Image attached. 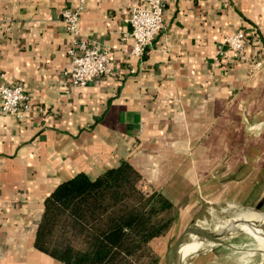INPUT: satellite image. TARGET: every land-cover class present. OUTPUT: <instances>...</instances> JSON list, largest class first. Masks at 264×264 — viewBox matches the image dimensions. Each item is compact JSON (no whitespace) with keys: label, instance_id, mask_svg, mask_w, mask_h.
Returning <instances> with one entry per match:
<instances>
[{"label":"crops","instance_id":"0c3cea01","mask_svg":"<svg viewBox=\"0 0 264 264\" xmlns=\"http://www.w3.org/2000/svg\"><path fill=\"white\" fill-rule=\"evenodd\" d=\"M81 2L0 0V82L32 96L24 117L0 111V264H66L34 233L47 194L80 170L129 159L176 210H226L264 193V64L251 61L264 59V0H166L165 27L142 56L128 18L145 0H85L76 35L107 52L110 72L65 88L73 33L63 11ZM239 29L249 58L236 61L225 37ZM251 254L225 242L191 264Z\"/></svg>","mask_w":264,"mask_h":264},{"label":"trees","instance_id":"16d2710c","mask_svg":"<svg viewBox=\"0 0 264 264\" xmlns=\"http://www.w3.org/2000/svg\"><path fill=\"white\" fill-rule=\"evenodd\" d=\"M175 207L129 159L95 176L80 170L45 197L34 245L66 264H158L151 243Z\"/></svg>","mask_w":264,"mask_h":264},{"label":"built area","instance_id":"2783aa9c","mask_svg":"<svg viewBox=\"0 0 264 264\" xmlns=\"http://www.w3.org/2000/svg\"><path fill=\"white\" fill-rule=\"evenodd\" d=\"M85 5L82 0L77 9L66 8L63 19L68 30L73 33L72 43L68 48L70 62L63 69L65 78L64 87L84 86L97 77L110 72L109 58L106 51L101 50L96 43L86 37H80L79 23L81 11ZM166 0H145L144 5L132 8L128 18L131 26L130 36L134 39L133 52L142 56L151 45L159 32L165 27L164 12ZM255 41L261 42V35L255 32ZM248 36L244 29H239L225 37L229 52L234 60H243L248 57L246 45ZM253 68L261 67L264 59L252 57ZM32 107V96L22 83H13L6 80L0 82V111L5 114L24 117Z\"/></svg>","mask_w":264,"mask_h":264},{"label":"rangeland","instance_id":"374dc122","mask_svg":"<svg viewBox=\"0 0 264 264\" xmlns=\"http://www.w3.org/2000/svg\"><path fill=\"white\" fill-rule=\"evenodd\" d=\"M264 193H260V195H258V197L256 199H253L252 201L246 203L245 205H239L236 208H227L226 210H221L220 208L218 210H212L210 211L205 204H201L200 206H197L195 208L192 209H186V208H182L180 207V209H175L174 213L177 215L176 220L174 221L173 225L171 226V228L167 231V233H165L163 236H160L159 238L155 239L151 244L153 249H155V253H157L158 257H161L162 254L165 252L168 244L170 243V241L172 240V238L178 233L179 230H181L185 225H187L191 220L193 219H204L206 214L209 213H213L216 214L218 216H222L225 218H231V217H240L243 216L246 218L247 221H258L260 218V215L263 214L264 215V203L263 205L259 208L256 209L255 206L257 205V203L260 201V199L263 197ZM206 221V220H205ZM209 222V221H207ZM210 222H214V221H210ZM243 231V230H241ZM248 232V231H246ZM252 234H255L258 238H259V242L255 241V240H247L243 241V240H239V239H229V238H225L223 242H233L235 243V245H238L240 247L246 248L247 250H249V252H251V256L249 257V255L245 258L246 259V264L249 262L250 264H263V244H262V236H264V232H249ZM198 235L192 233V228L188 229L184 235L183 241H185L183 243V245H181V247L176 250L177 251V255H181L182 249L184 248V246L186 245V241L189 239H194L196 238ZM188 240V241H189ZM207 247H209L208 243H204L201 247V249H206ZM200 249V250H201ZM176 251L174 252V254H176ZM173 259H174V255L171 256V258L168 259V261L166 262V260L164 259L163 263L164 264H174L173 263ZM183 263V259L179 258L177 264H182ZM189 264H191V260L189 262Z\"/></svg>","mask_w":264,"mask_h":264},{"label":"bare ground","instance_id":"6f19581e","mask_svg":"<svg viewBox=\"0 0 264 264\" xmlns=\"http://www.w3.org/2000/svg\"><path fill=\"white\" fill-rule=\"evenodd\" d=\"M259 218L260 219L258 221L246 222L244 221L246 220V218L243 216L225 218L213 213H209L205 215L204 220L214 221L223 225L232 224V226L238 230L248 232H264V215L261 214ZM192 233L198 236L194 239H188L189 241H186V245L184 246L181 252V257L183 258L182 264H189L192 256L201 249L204 242L217 244L219 242L224 241L225 239L223 236L217 235L216 233H213L209 230H205L203 228H192Z\"/></svg>","mask_w":264,"mask_h":264},{"label":"water","instance_id":"95a60500","mask_svg":"<svg viewBox=\"0 0 264 264\" xmlns=\"http://www.w3.org/2000/svg\"><path fill=\"white\" fill-rule=\"evenodd\" d=\"M263 203H264V195L260 199V201L257 203L255 208L259 209L263 205ZM244 221L249 222L247 220H244ZM240 222H242V221H240ZM190 228H203L205 230H209L213 233H216L217 235L223 236L224 238L241 237L242 239H247V240H249V239L252 240L254 238L253 240L259 242V238L255 234H252V233H249L246 231L238 230V229L234 228L232 226V224L223 225V224H220L217 222H210V221L207 222L204 219H201V220L200 219H193L187 225H185L181 230H179L178 233L172 238V240L168 244L165 252L162 254L161 257H159L158 264H164L165 263V262L163 263L164 259L167 262L168 259L171 258V256H173V255H174L173 263L177 264L179 258H182V257L179 254L177 255L176 250H178L181 247V245H183V243L185 242V241H183L184 235H185L186 231ZM222 243H225V242L222 241V242H219L217 244H213V243L208 242L209 246H211V247H213L215 245L222 244ZM175 251H176V254H174Z\"/></svg>","mask_w":264,"mask_h":264}]
</instances>
